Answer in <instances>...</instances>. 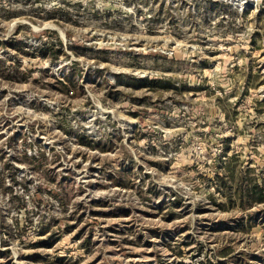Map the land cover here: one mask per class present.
<instances>
[{
	"label": "rangeland",
	"instance_id": "rangeland-1",
	"mask_svg": "<svg viewBox=\"0 0 264 264\" xmlns=\"http://www.w3.org/2000/svg\"><path fill=\"white\" fill-rule=\"evenodd\" d=\"M227 146L264 177V0H0V264H264Z\"/></svg>",
	"mask_w": 264,
	"mask_h": 264
},
{
	"label": "trees",
	"instance_id": "trees-1",
	"mask_svg": "<svg viewBox=\"0 0 264 264\" xmlns=\"http://www.w3.org/2000/svg\"><path fill=\"white\" fill-rule=\"evenodd\" d=\"M48 50L58 53L63 51V41L50 43ZM66 77L69 81H73V77ZM159 82V80L151 81L153 85H158ZM229 147L226 148L224 159L217 163L218 172L210 181L214 187V191L211 192L213 202L221 209L237 207L247 212L258 205H264V177L252 166H246L244 161L240 160L241 156L238 153L228 154ZM216 194L223 197L224 201L219 200ZM257 222V219L247 214L239 225L244 229H249Z\"/></svg>",
	"mask_w": 264,
	"mask_h": 264
}]
</instances>
